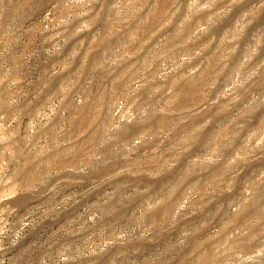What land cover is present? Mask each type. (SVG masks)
<instances>
[{
    "label": "rangeland",
    "instance_id": "1",
    "mask_svg": "<svg viewBox=\"0 0 264 264\" xmlns=\"http://www.w3.org/2000/svg\"><path fill=\"white\" fill-rule=\"evenodd\" d=\"M0 264H264V0H0Z\"/></svg>",
    "mask_w": 264,
    "mask_h": 264
}]
</instances>
